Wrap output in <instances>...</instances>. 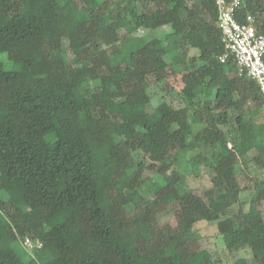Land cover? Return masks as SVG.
Here are the masks:
<instances>
[{
    "label": "trees",
    "instance_id": "obj_1",
    "mask_svg": "<svg viewBox=\"0 0 264 264\" xmlns=\"http://www.w3.org/2000/svg\"><path fill=\"white\" fill-rule=\"evenodd\" d=\"M87 2L0 0V264H220L199 245L202 222L249 253L237 264H264V99L219 61L215 0ZM243 3L239 22L254 16L264 35V0ZM168 70L188 103L149 114L150 82ZM147 160L167 179L152 195ZM201 162L210 187L180 193ZM239 175H252L248 206ZM172 205L176 227L158 225ZM26 236L44 248L28 252Z\"/></svg>",
    "mask_w": 264,
    "mask_h": 264
},
{
    "label": "rangeland",
    "instance_id": "obj_2",
    "mask_svg": "<svg viewBox=\"0 0 264 264\" xmlns=\"http://www.w3.org/2000/svg\"><path fill=\"white\" fill-rule=\"evenodd\" d=\"M103 0H88L87 5H92L94 2H101ZM116 3L113 4L115 6ZM170 27L165 26L157 29L154 32L147 33L146 31H138L137 36L144 37L149 35L151 38L155 37L158 38L163 36L167 33ZM198 52L196 49H191L189 51V57L194 58L197 57ZM166 61L169 65H171L170 57L166 56ZM200 64V62H198ZM171 78L166 79L162 82H156L155 80H151L150 87L148 88L149 99L144 103V108L147 113L153 114L155 109L161 104L166 103L169 106H172L174 109H182L188 103L181 95V90L183 88V84L177 81V77L171 73L170 70L167 71ZM85 72L82 68H79L78 74L75 76L76 79L84 76ZM93 91V97L96 102H102L105 99L104 94H97L95 89ZM236 98H239L240 95L236 94ZM217 112V111H216ZM264 116V107L259 111ZM15 116L19 119L24 116L21 110L15 109L14 111ZM51 128V123L47 122L43 125L35 128V133L38 136L44 135L49 129ZM198 167V170H194V167L190 170V174L187 175V179L185 182H182L179 186V191L182 194L193 192L198 195H201L203 191L210 187V180L213 176V172H211L208 166H204L201 162L200 164L195 165ZM155 165L150 161H146V170L144 172L143 178L150 179V185L148 191L149 194L153 193L154 190L163 185H166L167 179L159 178L155 173ZM253 173L252 175H254ZM256 174L259 175L260 180H264V171L257 172ZM252 175L247 177L245 175H239L238 180L240 182L241 187L244 189L242 193V204L249 205L250 200V192L254 188V184L250 182V178L252 179ZM250 189V192L248 191ZM152 195V194H151ZM175 210L176 206L172 205L163 212L158 215V225L162 227H171L175 228L176 217H175ZM198 236H199V245L202 249L209 251L215 260H218L220 264H237L236 261L241 258L249 259L250 255L248 252L240 251L236 253H229L225 249L221 237L218 235L217 227L215 223H207L202 222L197 227Z\"/></svg>",
    "mask_w": 264,
    "mask_h": 264
},
{
    "label": "built area",
    "instance_id": "obj_3",
    "mask_svg": "<svg viewBox=\"0 0 264 264\" xmlns=\"http://www.w3.org/2000/svg\"><path fill=\"white\" fill-rule=\"evenodd\" d=\"M218 26L225 54L219 57L221 63L232 59L240 76L245 75L259 86L264 99V35L257 33L254 16L248 15L244 23L239 22L238 13L243 0H215ZM28 251L41 250L39 240L24 239Z\"/></svg>",
    "mask_w": 264,
    "mask_h": 264
},
{
    "label": "clouds",
    "instance_id": "obj_4",
    "mask_svg": "<svg viewBox=\"0 0 264 264\" xmlns=\"http://www.w3.org/2000/svg\"><path fill=\"white\" fill-rule=\"evenodd\" d=\"M243 4H244V3H243ZM26 238H30V239H32V240H37V239H33V238H31L30 236H26L24 239H26ZM39 241H40V240H39ZM23 242H24V240L22 241V246H23ZM42 244H43V243H42ZM23 248H24V246H23ZM43 248H44V245H43ZM43 248H42V249H43ZM24 249H25V248H24ZM42 249H41V250H42ZM25 250H27V249H25ZM27 251H28V250H27ZM34 251H37V250H34ZM34 251H28V252L31 253V252H34Z\"/></svg>",
    "mask_w": 264,
    "mask_h": 264
}]
</instances>
